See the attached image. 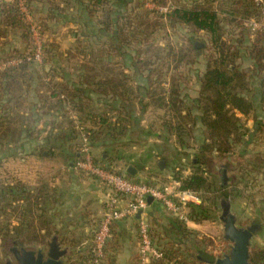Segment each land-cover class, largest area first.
I'll return each mask as SVG.
<instances>
[{
  "label": "trees",
  "instance_id": "obj_1",
  "mask_svg": "<svg viewBox=\"0 0 264 264\" xmlns=\"http://www.w3.org/2000/svg\"><path fill=\"white\" fill-rule=\"evenodd\" d=\"M28 1L34 10V0ZM145 1L155 2L160 6L170 4L172 8L167 15L169 22L188 26L194 33L203 31L209 35V43L203 42V49L196 48L198 43L195 41L191 44L192 50L196 52L206 50L208 46L211 50L204 72L200 75V87L195 97L184 92L182 80L177 74H173L169 88L162 85L165 70L178 68L184 61L185 52H189V49L173 47L162 59V47H158L159 52L155 55L156 52L151 48L150 41L139 37L146 35V29L152 24L149 23L152 18H156L152 17L153 11L143 7ZM183 1L180 5L178 0H139L140 5L133 8L134 13L130 17L135 21L126 26L129 19L121 8L133 0H117L118 5L115 0H87L84 3L85 8L91 18L96 17V22L92 25L93 34L87 36L88 40L79 50L85 56L78 68L79 84L75 81L71 83L67 78L68 73L65 72L61 75L62 81L52 79L45 81L34 68V62L27 60L28 55L32 54L33 38L30 25L19 12L18 0L6 1L0 5L1 22L19 34L24 44V48L12 50L6 55L9 58L22 59V62L17 67L0 71V88L9 95L0 115V156L10 149L4 142L6 137L18 140L24 128L26 129L29 123L34 121L33 115L26 116L23 110L8 114L12 102L13 105L23 106L28 99L27 94L30 89L38 93L48 107L63 111L65 125L55 134L53 132L49 134L48 142L55 139L67 145L66 148L61 147L58 150L67 167L72 162L73 170L74 162L81 157L82 132L88 134L92 148L101 146L106 149L101 158L95 157L96 162L108 163L113 167L109 151L116 146L122 147L124 141H127L126 138L138 126L139 115L136 112V104H139L141 110H146L150 105L145 101L148 99L169 112V118L162 124L164 135H156V132L143 128L139 131L142 134L146 132V137L152 133L160 138L163 144L171 136L175 137V157L169 163L163 157L165 166L171 167V178L181 182V189L199 192L202 202L187 203L188 221L180 219L160 201L154 200L149 204L147 220L150 237L163 255L151 259L147 264H213L216 257L222 256L214 253L216 247L219 245L222 251L226 250L227 241L224 238L218 240L215 236L204 234L189 226V222L201 223L219 218L222 198H228L232 202L239 196V186H244L247 190L248 187L255 185L264 191V188L260 187L261 184L257 185L260 180L264 184V171H262L264 161L258 156L261 152H257L253 159H247L242 163L237 161L236 169H231L236 162L230 159L238 146L243 144L248 133L246 122L237 112L249 116L254 110L253 92L256 87L253 85L254 81H258L257 88L264 99V30L252 33L244 24L250 17L261 16L260 8L255 0ZM123 20L127 22L123 24ZM159 21L161 20L157 19V24L153 25L162 24ZM126 27L130 28L126 29ZM100 37L102 44L95 43L91 39ZM142 42H146L145 49L137 46ZM57 48L55 42L45 39L46 64L52 62L53 53ZM182 52L183 56L180 54ZM113 53L125 59L124 64H128L126 69L134 74L133 77L127 72H118L114 66L106 65V57ZM147 53H154L158 61L162 59L164 60L162 62L166 60L167 63L157 64V61H153L155 59L150 56L144 59L142 54ZM43 73L51 75L53 68L44 70ZM134 76H137L135 79H144L146 85L140 82L133 87L131 82ZM91 93H95L96 98ZM94 102L104 105L106 110L92 107ZM67 105L79 114L84 127L82 130H79L66 115ZM81 113L85 116L83 117ZM85 121L90 122L91 125H86ZM6 122L10 124L5 125ZM16 123L21 127L18 128ZM197 126L200 127L199 134L196 132ZM159 147L163 146L156 144L152 149L150 148L148 156L152 157V151L156 156H160L158 151L162 152L163 149ZM53 150L52 147H47L42 149L41 153L52 155ZM117 158L125 159L118 155ZM213 159L227 160V164L221 165L219 174L208 171L209 163ZM130 164L137 172L139 171L137 162L132 160ZM186 167L192 170L191 173L184 175ZM110 169L123 173L120 170ZM141 169L144 171L146 167ZM230 171L238 172L239 178L229 175ZM125 175L133 179L138 177L128 172ZM259 176H262L261 179ZM148 181L149 184H154L151 180ZM62 196L60 187L48 182L37 186H29L19 180L0 184V217L4 218L0 219L2 246L7 249L13 246H45L54 235L60 237L59 228H65L64 225H59L60 221H57L58 205ZM261 220L263 218L253 220L251 223L260 224ZM98 222L93 227V236L89 245L92 264L101 262L96 263L93 252L94 231ZM118 227V222L112 226V236L106 247V255L108 251L113 252L119 246ZM63 235L59 239L61 244L76 246L82 256L81 260L84 259L80 251L84 248L85 238L70 230L63 232ZM250 256L252 264H264V244L253 243ZM111 257L108 263L111 262ZM137 258L138 264H141L139 250Z\"/></svg>",
  "mask_w": 264,
  "mask_h": 264
},
{
  "label": "rangeland",
  "instance_id": "obj_2",
  "mask_svg": "<svg viewBox=\"0 0 264 264\" xmlns=\"http://www.w3.org/2000/svg\"><path fill=\"white\" fill-rule=\"evenodd\" d=\"M115 1L118 5L117 0ZM148 2L150 1H145L143 7L153 11L154 14L152 15V17H156V18H152L151 22L149 23V24L151 23L152 24L150 25L148 29H146L147 31L146 35H143V36L139 35V37H142L143 40L147 38L150 41L151 48L156 52V53L154 52L155 55L157 54V52H159L158 47H162V50H161L162 59L167 56L168 51H170V49H173V47H177V48L187 47L189 49V52H185L184 61L180 63V66L178 68H173V69L168 68L165 70L166 72L163 76L162 85L164 87L169 88L171 86L170 81L172 79L173 74L174 75L177 74V77L180 78V80H182V88L184 89V92L189 93L191 97H195L200 87V80H199L200 75L204 72L205 65L211 54V50L208 46L206 50H203L201 52L200 51L196 52L192 50L191 44L193 43V41H195V43H198V46H199L196 48L203 49L202 48L204 45L203 42H206L207 44L209 43V37H208L209 35L203 31L194 33L192 28L188 26H184L182 24H172L171 22L167 20V15L169 14V11L171 9H169L167 12H161L159 10L153 9L150 6H148L147 5ZM183 2H184L183 0H178V3L180 5H182ZM139 5H140V2L139 0H137V1L130 2L127 6L121 8L124 15L128 17L129 19L128 22L127 20L126 21L123 20L122 21L123 24L127 22L126 23V26H127L131 22L135 21V20H131L130 17L134 13L132 11L133 8L136 6L138 7ZM169 6L171 5L169 4ZM157 19H160L161 21L159 22L162 24H158L154 26L153 24L156 23ZM129 28L130 27L128 28L126 27V29H129ZM15 39L17 40V37H15ZM91 39L95 43L100 42V44H102V37H100L99 39L98 38H91ZM17 44H20V43L17 42ZM137 46L138 48L143 47V49L147 47L146 42L144 43L142 42V44L138 43ZM154 53L142 54V57H144V59H147L150 56V58L155 59L153 61H157V64H160V65H165L167 63L166 60L165 62H162L164 61L162 59L161 61H158V59L154 57L155 56ZM180 54L183 56L184 53L182 52ZM11 58H14V57H11ZM11 58L7 57L6 59H4L3 62L2 61L0 62V71L5 68H13V67L18 66L16 64H10L6 66L3 65L6 61H8V59H11ZM84 59H85L84 54L81 53V51L79 50L75 52H70V53L64 52V50L55 51V53H53L52 61L56 67H61V68L59 69L60 72H57V73L55 72L56 69L53 68V73H51V75H46L45 73H43L44 70H47V69L49 70L51 66L50 64H46L45 56H43L42 61H33V62H34V68L37 70V72H39L40 75H42V77H46L47 81L51 80L50 77L52 75L61 76L62 73L65 72V73H68L67 78H69L71 83L75 81V83L79 84L80 79H79L78 68H79V64ZM106 59H107L106 65L114 66V68L118 72L124 71L132 75L133 77L134 74L130 70L126 69V65L128 64H124L126 63L124 58L119 57L118 54L116 53H113L109 55L108 57H106ZM136 77L134 76V80L131 82V85L133 87H136L137 84L140 82L141 83L144 82V84L146 85V81L144 79H135ZM88 92L90 91L88 90ZM91 94L93 95L94 98H96L97 95L95 93H91ZM145 101L150 103L149 107L146 110H141L139 104L135 105L136 110H137L136 112L139 115V122H138L137 128L126 138L127 141L126 140L124 141L125 143L123 144L122 147L116 146L112 151L108 150L112 157L111 165H113V167H110L108 163H105V165L109 166L110 168L115 169L116 171L120 170L124 174H127V169L129 166H132L130 162H132L133 160L134 162H137L139 164L138 165L139 170H141L136 179L145 181L147 183L149 182L148 180H151L152 182H154V184H163L169 180L168 176L172 175L170 172L171 167L168 166V168H166V166H164V168L162 169L160 167L159 162L164 161L163 160V157H164L166 161L169 163L173 159V157H175L174 154H175V149H176V143H175L176 139L174 136H171L170 139L166 141V143L163 144L162 140L158 138L157 136L153 135L152 133L148 137L145 136L146 132H143V134L140 133L139 130L143 128L150 132L153 131V133L156 132V135L157 134L164 135L162 124L164 123L165 119L169 118V112L166 110V108H159L157 105L152 103L151 100L147 99ZM93 104L94 105H92V107H95L102 111L106 110V107L104 105H99V104H96L95 102ZM74 112L75 111H73L70 107L66 109V115L70 117L72 121H73L72 114ZM76 114L78 115V120L80 121L79 114L78 113ZM82 115L83 117L85 116L84 113ZM62 116H63V121H65L63 111H62ZM86 125L90 126L91 124L90 122H86ZM196 132L197 134L200 133L199 126L196 127ZM146 139H147V142H144V140L146 141ZM156 144L163 146L162 148L159 147V149H163V151L162 152L158 151L160 156H156V154L153 152L152 157H149L148 156L149 149L150 148L152 149L154 146H156ZM241 148L242 146L240 145L236 149V152L233 155L234 157L232 158L233 161H238L241 163L245 162L247 159H251V158L253 159V157L257 155L256 154L257 152H261L259 153L260 155L258 156L260 159H262V161H264V155L262 152L264 151L263 149L257 150L256 148H248L249 149L248 157L241 156V154H239L240 156L238 157L237 152H240ZM105 150H106L105 148L101 147V148H98L97 152H95L93 149L94 157L98 159L101 158V155L105 154ZM117 155L118 156L120 155V157H124L127 159L125 160V162H123L117 158ZM129 157H132L133 159L130 161L128 160ZM225 163L227 164V160H219V159L214 160L213 159L212 162L209 163L208 171H211L214 174H219L220 169L222 168L221 165H225ZM46 164L44 163V165ZM51 164L53 165V162H51ZM55 164H58V163H54V165ZM141 167H146V169L142 171ZM223 167L225 169V166ZM227 167L230 168V166H227ZM188 168L190 167H186L184 169V175L191 173L192 168H190V170ZM42 169L43 167L41 168L40 172L37 171V173L35 174V177H37V182L43 181L44 175L48 173V170L43 171ZM225 170L227 171V169ZM49 171L51 170L49 169ZM20 172L21 170H18L17 166L15 167L14 165H12V162H8L6 160L5 152L1 153V156H0V184L3 185L7 183H12L18 180L20 181V177H22L20 176ZM150 174H152L151 177H150ZM229 175H235V177L237 176L238 178L240 176V174L236 171H234L233 174L230 171ZM87 177H92V176H87ZM259 177L261 179L262 176H259ZM48 178H50L52 181L51 176L49 177L48 175ZM96 179L99 180L98 178ZM79 183L80 185L77 187L78 197H80L81 195H83L84 192H86L85 191L86 187L89 185L88 183L90 182L80 181ZM99 183H101L100 180H99ZM56 184H58V182ZM260 184H261L260 187L262 189L264 184L261 183V180L260 182L259 181L257 182V185H260ZM101 185H104L105 187H107L103 183H101ZM253 186L254 187H250V188L248 187L247 190L244 189V186L242 187L239 186L238 188L239 196L232 200V210L233 212L237 214L238 222L243 226L250 225L253 220H259L263 218V220L260 221V225H261L260 229H258V231L255 233V235L252 238V244L260 243L263 245L264 244V213H262L261 215V211L259 209L260 208L263 209L261 205H264V191L260 190L258 186L257 187L255 185ZM262 198L263 200H261ZM85 203L86 202L83 201L82 203H80L81 207L80 208L77 207L76 211H78V214L73 213L74 217L71 218L72 223L70 224L68 223L69 224L68 226L71 227L70 229L67 226L65 228H61V227L59 228V230H61L60 237L64 236L63 232L65 231L67 232L70 230V231L76 232L77 235H82V238L84 237L88 239V241L85 242V245L83 246L84 248L82 249V251H80L84 257V259L82 260H81L82 256H80V253L77 251L76 246H72L68 244L66 245V243L64 245L62 244L64 247H68L70 249V253H68V255L65 257L66 264H92V260H90L91 256L89 254V245L92 240L93 230H94L93 227L95 226L96 218L95 219L93 218L91 220L92 224L88 223L87 225H83L86 221L84 219L79 218L78 216L80 215L81 211L85 212L84 210V208L86 207ZM88 207H86V209H88ZM251 212H252V215L251 216L248 215L247 217V213L249 214ZM0 219L3 220L4 219L3 216H1ZM97 220L99 221L100 218ZM86 226L89 228L85 229L84 234H81L82 230L86 228ZM200 229L201 230L199 231L200 232L203 231L202 233L205 232L206 234L211 235V236L217 235L218 240L223 239V233H224L223 224L219 218L215 220H207L203 222L202 225L200 226ZM118 231L120 234L118 248H116V250L113 251L114 253L111 251L110 252L108 251V255H106V257L103 259V261L100 262V264H138L137 257H138V250H139V231H138L137 223L136 222L127 223L126 226H124V228L119 227ZM137 236H138V239H137ZM60 237L59 239H61ZM50 241H51V238L48 240V242ZM227 245H228L227 249L223 251L221 250V248H219V245H218V247H216L217 250L214 251V253L223 255L224 253L228 251V248H229L228 242H227ZM40 247H43V246H37L36 248H40ZM6 250L7 248L3 247L0 241V264H2L4 260H6L5 259L6 257H10L9 259L11 260V262L15 264L14 259H13V254L12 253L6 254L7 252ZM110 256H112L111 262L108 263V260H110Z\"/></svg>",
  "mask_w": 264,
  "mask_h": 264
},
{
  "label": "crops",
  "instance_id": "obj_3",
  "mask_svg": "<svg viewBox=\"0 0 264 264\" xmlns=\"http://www.w3.org/2000/svg\"><path fill=\"white\" fill-rule=\"evenodd\" d=\"M6 1L12 0H0V5ZM86 2L87 0L33 1L34 16L36 20L42 24L45 39H49V41L55 42L58 46L56 51L64 50V52L69 53L78 51L82 48L83 45H85L86 40H88L87 36L93 34L94 28L92 25L95 24L96 17L91 18V16H89L84 5V3ZM1 18L2 16L0 15V62H3L4 59L7 58L6 55L8 53L15 49L24 48V44L21 42L19 34L13 32L10 28L3 25V23L1 22ZM15 37H17V40L15 39ZM17 42L20 44H17ZM50 65V68L56 69H54L56 73L60 72L59 69L61 67H56L53 61L50 63ZM44 79L45 81L47 80V78L45 77ZM50 79L55 81H62V78L59 75L50 77ZM253 85L256 86V89L254 88L253 92L254 110L249 114V116H245L244 114L237 112L242 120L246 122V127L248 128V133L245 136V140L243 142L244 145H241V151L237 152L238 157L240 156L239 154H241V156L248 157V148L264 150V99L262 97V94L260 93L259 88H257L259 87L258 81H254ZM8 96L9 95L7 93H4L0 88V115L3 112V103L8 100ZM27 98L28 99H26L22 107L13 105V102L11 103L12 106L9 107L10 111L8 114L11 115L13 111L23 110V113L26 116L32 114L34 121L30 122L29 126L26 127V129L24 128V131H22V135L18 138V140L8 138L9 136L6 137L4 142L6 143V147L8 146V148H10L5 153L6 160L8 162H12V165H14L15 167L17 166L18 170H21L20 176L22 177H20V181L24 182L25 184L29 186H37L43 182H48L49 184L57 185L58 187H60L61 194H63V196L61 199V203L58 205L59 216L57 217V221L61 222V224L59 225H64L65 227L67 226L70 229L71 227L68 225L72 223L71 218L74 217L73 213L78 214V211H76L77 207L80 208V203H82L83 201L86 202V207L89 206L88 209H86L85 207V212L81 211L80 215L78 216L79 218L86 221H84L85 223L83 222V225H87L88 223L92 224L91 220L93 218H96L95 222H97V219L101 218L104 212L105 201L107 200V196L109 193L108 187L101 185V183H99V180L94 177H87V175H84L82 172H77V170L71 169L72 162L69 163V167L65 165L64 159L62 155H60V150H58V148H66L67 145L62 144L61 141H57L55 139H52V141L48 142V135L52 132L55 134L63 125H65V121H63L62 111L55 107H48L46 103L43 102L41 96H39V94L36 93L33 89H30L28 91ZM6 104H8V102ZM7 124L10 123L6 122L5 125ZM16 124L18 125V128L21 127L18 123ZM144 142H147V139L146 141L144 140ZM47 147H52V149H54V154L42 155V149ZM98 148H101V146L94 147L93 149L95 152H97ZM153 152L154 151H152V155ZM262 152L264 153V151ZM233 155L231 156V160H233ZM126 159L127 158H125L124 160H120L125 162ZM132 159V157L128 158V160L130 161ZM51 162H53V165L51 164ZM235 162L236 163H234V168L232 169H236L237 167V161ZM44 163L47 164L44 165ZM54 163L58 164L54 165ZM42 167V170H48V173L44 175L43 181L37 182V177H35V174L37 173V171L40 172ZM49 169L51 171H49ZM188 169L190 170V168ZM132 171V175H138L141 170L137 172V170L134 169ZM262 171H264V169ZM231 173L233 174L234 171H231ZM47 174L49 175V177H52V181L50 178H48ZM168 177L170 178L171 175H169ZM80 181H88L90 183H88L89 185L86 187V192L78 197L77 187L80 185ZM57 182L58 184H56ZM261 200H263V198ZM261 206L263 207V209L260 208L259 210L261 211L262 215V213H264V205ZM248 215L251 216L252 212L249 214L247 213V217ZM137 221V218H130L119 221L120 223H118V225L120 228H124L127 223H137ZM202 223L203 222H189V226L197 230H201L200 226L202 225ZM88 228L89 227L87 226L84 229L82 228L84 231L82 230L81 233L84 234L85 229ZM204 234L206 233L204 232ZM215 236L217 237V235ZM87 241L88 239L85 238L83 243L85 244V242Z\"/></svg>",
  "mask_w": 264,
  "mask_h": 264
},
{
  "label": "built area",
  "instance_id": "obj_4",
  "mask_svg": "<svg viewBox=\"0 0 264 264\" xmlns=\"http://www.w3.org/2000/svg\"><path fill=\"white\" fill-rule=\"evenodd\" d=\"M260 8L261 16L250 17L245 20V26L254 33L264 30V0H255ZM148 6L161 12H167L172 6H160L155 2H148ZM18 9L23 18L30 25L32 32V54L28 55L29 61H42L44 56V32L42 24L36 20L32 5L28 0H18ZM22 59L11 58L3 65L20 64ZM73 123L82 130L84 127L78 120V115L72 114ZM81 157L74 162V168L89 176H94L108 187V196L105 208L94 231L93 252L96 263L102 261L106 255V247L112 236V226L122 220L136 218V214L142 211L138 220L140 263L147 264L151 259L162 257V252L153 244L147 220L149 207L148 197L160 201L169 211L180 219L188 221L187 203H201L199 192L190 189H181L179 180L169 178L163 184H149L142 180L128 178L124 173H117L105 164L96 162L93 148L87 133L82 132Z\"/></svg>",
  "mask_w": 264,
  "mask_h": 264
},
{
  "label": "water",
  "instance_id": "obj_5",
  "mask_svg": "<svg viewBox=\"0 0 264 264\" xmlns=\"http://www.w3.org/2000/svg\"><path fill=\"white\" fill-rule=\"evenodd\" d=\"M159 164L163 169L164 161H160ZM132 170V166L127 169L130 173H133ZM153 201V197H148L149 204ZM141 216L142 211H139L136 218L139 220ZM219 219L223 224V238L229 243V248L222 256L216 257L213 264H252L250 261L252 238L261 225L254 222L247 226L241 225L228 198L221 200ZM10 250L14 254L16 264H65V257L70 253V249L61 244L57 235H54L46 246L40 248L13 246Z\"/></svg>",
  "mask_w": 264,
  "mask_h": 264
},
{
  "label": "flooded vegetation",
  "instance_id": "obj_6",
  "mask_svg": "<svg viewBox=\"0 0 264 264\" xmlns=\"http://www.w3.org/2000/svg\"><path fill=\"white\" fill-rule=\"evenodd\" d=\"M19 247V246H18ZM10 248L11 247H9L6 251V254H9V253H12L11 252V250H10ZM13 254V253H12ZM6 257V256H5ZM10 257H6L5 259L6 260H4V262L2 263V264H11V260L9 259ZM13 259H14V262H15V264H16V260H15V258H14V254H13ZM14 264V263H13ZM66 264V263H65Z\"/></svg>",
  "mask_w": 264,
  "mask_h": 264
}]
</instances>
